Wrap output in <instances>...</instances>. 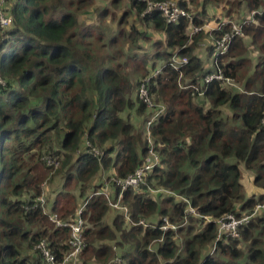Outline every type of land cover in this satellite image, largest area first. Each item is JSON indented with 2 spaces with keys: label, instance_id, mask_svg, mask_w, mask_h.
Returning a JSON list of instances; mask_svg holds the SVG:
<instances>
[{
  "label": "trees",
  "instance_id": "1",
  "mask_svg": "<svg viewBox=\"0 0 264 264\" xmlns=\"http://www.w3.org/2000/svg\"><path fill=\"white\" fill-rule=\"evenodd\" d=\"M93 1L4 0L12 23L0 29V264H47L36 249L42 240L61 262L70 230L49 218H74L78 198L86 203L80 256L90 255L96 264L115 258V264H264V208L253 215L256 205H264V0H237L223 13L228 19L237 6L253 16L242 21V35L228 52L215 57L244 93L213 81L201 87L205 93L197 102L191 89L179 88L178 73L167 62L174 54L187 58L183 80L190 84L214 71L197 53L204 30L198 15L191 23L180 18L168 24L159 12H146L143 0H127L116 26L105 22L115 17L108 8L97 10L91 23L80 21ZM189 2L177 1L190 13ZM191 24L202 30L189 37ZM214 30L207 32L211 59L213 41L229 25ZM140 40L155 50L152 64L133 54ZM157 68L160 74L147 87L165 106L150 128L160 162L137 190L121 192L129 222L116 214L110 225L108 201L92 184L107 177L116 199L120 189L110 178L123 179L144 163L148 140L131 119H146L136 89ZM240 165L253 172L259 194L246 197ZM55 176L63 177L62 190L46 213L34 204L42 183ZM71 184L76 194L67 191ZM228 215L250 218L238 227V238L216 241L217 221Z\"/></svg>",
  "mask_w": 264,
  "mask_h": 264
},
{
  "label": "built area",
  "instance_id": "2",
  "mask_svg": "<svg viewBox=\"0 0 264 264\" xmlns=\"http://www.w3.org/2000/svg\"><path fill=\"white\" fill-rule=\"evenodd\" d=\"M143 1L147 4L146 12H159L168 24H175L179 21L180 18H185L190 23L192 21V15L186 10L180 8L176 0H168L162 2H152L150 0ZM3 4L4 0H0V29L8 27L12 23V18L3 10ZM252 20L253 16L251 13L249 21L252 22ZM226 24L229 25V30L223 32L222 35L216 38L212 43V67H214V71L206 74L202 79L197 80L195 84H190L189 81H186L185 79V81L183 80V69L188 63L187 58H180L178 55L174 54L169 58V61L167 62V66L171 67L178 73L179 88L184 90L191 89V97L196 102L204 96L205 89L201 87L203 85H208L213 81L217 82L221 88L228 89L233 92L244 93V89L240 84H238L234 79L227 77L223 74V72L217 67L218 64L215 60V57L223 56L224 54H226L230 48L232 41L242 35V25H244L242 22L229 21ZM222 26L223 24L217 25L216 29H220ZM201 30V27L191 24L189 28V37L196 35ZM160 72L161 68H157L151 71L150 75L145 77L144 80L139 83L136 89L137 97L143 103L147 112V117L144 121L143 131L145 137H147L148 140V151L146 157L144 158V163L139 166L132 174L128 175L123 179L114 177L110 178L111 184L114 187L120 189V193L119 195H117L116 199L110 202L108 196L104 195L108 201V205L114 209L119 210L120 214L128 222V210L125 206H122L120 204L121 192L125 191L126 189L137 190L144 183L145 174L151 172L152 169L158 166L160 162L158 153L153 149L152 146L150 128L154 126L157 123L158 118L163 115L165 111V106L162 104V102H159L154 98V96L150 93L147 87V84L149 83L150 79L159 75ZM4 85L5 81L0 77V87ZM261 124L264 126V117L261 121ZM94 153L95 155L99 156V152L97 150H94ZM108 185L106 184L104 185V187L107 189ZM158 191L162 192L161 190ZM101 194L103 195V192H101ZM46 204L47 203L45 201V198L43 197V194H41L35 200L34 207L39 205V207L45 209ZM85 205L86 203H84V207ZM84 207L78 209L76 216L71 219L62 220L58 217L57 214H53L50 216L49 220L54 223L55 227L69 228L70 238L68 240L69 251L64 255V258L61 262H56L53 255L46 250V241L42 240L39 242V244L36 245V249L42 253L44 260L47 264H74V262L79 259L82 250L85 246L83 240L85 221L81 218V212L83 211ZM263 208L264 205H256L253 209V215L261 212ZM249 218V216L245 215L241 216L240 218H235L232 215L222 217L217 221L218 227L215 240L219 241L221 238L228 239L229 237L238 238V227L242 224L248 223ZM164 222L165 226H163L162 229L166 230L167 220L164 219ZM138 224L146 227L148 226V223L145 220H140ZM114 261L116 263H119L120 260L115 258Z\"/></svg>",
  "mask_w": 264,
  "mask_h": 264
},
{
  "label": "rangeland",
  "instance_id": "3",
  "mask_svg": "<svg viewBox=\"0 0 264 264\" xmlns=\"http://www.w3.org/2000/svg\"><path fill=\"white\" fill-rule=\"evenodd\" d=\"M176 1H180V0H176ZM190 1L188 4V9L190 11V13L192 14V16L198 15L199 19L202 21V27L204 28L203 30V34L201 35V39L199 42V47H198V51L197 53L199 54H204L203 52H208V48H209V44H210V33L204 32L207 30L206 27H210L213 25H219L220 19H224L223 14H217V12H221V13H226L227 9H229L231 7V4L235 3L237 4V0H222L221 2L218 3H210V1L205 2V4L203 3L204 0H187ZM127 0H120V4H118V6L116 8H114L113 6L110 5L109 2L107 1H102V0H94L93 4L86 9V12L83 14V16L80 17V21H88V22H92V18L96 17V13L98 11H100L103 8H108V11L113 12V14L115 15V17H112V20L107 17L105 19V22H111V24L113 26H116L117 23V19L118 17H120L123 9L126 8L127 5ZM98 10V11H97ZM214 11L215 14H212L211 12ZM232 15H230V17L228 19H230V21H235V22H242L244 20H246V18L250 15V12H248L247 10H245L243 7H237L234 6L232 7ZM210 13V14H207ZM231 14V13H230ZM227 19V18H225ZM129 20V24H132V18H128ZM220 22V23H219ZM199 27V26H198ZM201 27V28H202ZM137 45H140V50H134L133 54L137 57H143L145 56L147 58V65L148 64H152L150 60V56L154 54L155 50L153 48H151V43H143L142 40H140V42H138ZM159 63V62H158ZM162 64V63H161ZM161 64H158L161 65ZM253 65V63H252ZM252 65L250 67H252ZM186 81H188V79H185ZM239 84V83H238ZM225 113H229L228 110L225 109ZM144 118H140L137 121V123L139 124V130L138 133L142 135V137L144 138L145 134L143 131V126H144ZM152 141V139H151ZM242 172V183H243V187L245 190V195L248 194L249 192V188L250 185L252 183L253 180V172L246 170L244 167H242L241 169ZM107 177L104 178H98L97 180L94 181V183L92 184V186H98L100 189L99 192H97V194L102 195L101 192H103V195H107L109 198V201H113L114 200V194L112 193L111 186L110 184L108 185V181L106 179ZM102 183V184H101ZM108 185L107 189L104 187V185ZM43 185V197L45 198L46 201V207H45V212L48 213V209H47V205L48 203L50 204L52 202V200L55 198L56 194L59 193L62 190V185H63V177L62 176H55V178L50 182V181H46L42 183ZM41 185V187H42ZM99 190V189H98ZM67 191H70V193H77L75 192V187L71 184L69 186V188H67ZM155 192H159L158 190H154ZM86 192V191H85ZM262 193V192H261ZM264 193V192H263ZM85 195L90 196L91 195V190H87V192L85 193ZM154 195V194H153ZM77 206L78 208H82L84 207V202L83 199H77ZM110 207V206H109ZM121 215L119 210L114 209L112 207L109 208V211L105 217V222L109 223L111 225L112 223V219L114 218L115 215ZM125 221V224L128 223V221ZM109 246L113 247L114 250L113 251H117V246H115L113 243H108ZM90 256V255H89ZM89 256H86L85 258H82L81 256L79 257V259L77 261L74 262V264H96L94 260L89 259ZM115 258V256H114ZM114 258L112 260H114ZM112 262V261H111ZM113 263V262H112ZM116 262L114 261L113 264H115Z\"/></svg>",
  "mask_w": 264,
  "mask_h": 264
},
{
  "label": "crops",
  "instance_id": "4",
  "mask_svg": "<svg viewBox=\"0 0 264 264\" xmlns=\"http://www.w3.org/2000/svg\"><path fill=\"white\" fill-rule=\"evenodd\" d=\"M211 12V11H210ZM212 14H215L214 13V11H212L211 12ZM207 14H210V13H207ZM217 14H223V13H221L220 11L219 12H217ZM250 16H251V13H250V15L246 18V22L247 21H249V19H250ZM230 20H228V19H220V24H223V26L224 25H226V23L227 22H229ZM232 21V20H231ZM233 22H235V21H233ZM218 25V24H217ZM217 25H213V26H210L209 28L208 27H206L207 28V30L206 31H204V32H212V31H215L214 29H216V27H217ZM222 26V27H223ZM210 36V35H209ZM210 41H212V39H211V37H210ZM210 47H211V42H210ZM204 54H200L199 53V57H200V59H201V61H202V64L204 65V68L206 69V70H211L212 69V59H211V56H209V54H208V52L206 53V52H203ZM257 55L258 54H250V60L252 61V63L254 64L255 62H256V58H257ZM132 122L134 123V125H135V127L136 128H139V124L137 123V121H136V118L135 117H132ZM242 165H240V170L242 169ZM252 182H253V180H252ZM259 194L260 192H257V191H255V189H254V187H253V184L251 183V185H250V188H249V192H248V194L246 195V197L247 196H250V195H252V194Z\"/></svg>",
  "mask_w": 264,
  "mask_h": 264
}]
</instances>
